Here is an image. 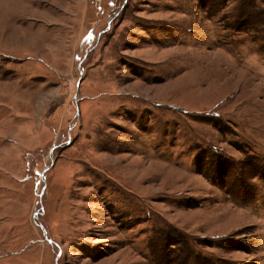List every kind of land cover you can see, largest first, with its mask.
<instances>
[{
  "label": "rangeland",
  "instance_id": "1",
  "mask_svg": "<svg viewBox=\"0 0 264 264\" xmlns=\"http://www.w3.org/2000/svg\"><path fill=\"white\" fill-rule=\"evenodd\" d=\"M0 264H264V0H0Z\"/></svg>",
  "mask_w": 264,
  "mask_h": 264
}]
</instances>
